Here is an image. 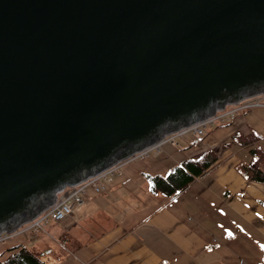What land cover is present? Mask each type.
<instances>
[{"label":"water","instance_id":"1","mask_svg":"<svg viewBox=\"0 0 264 264\" xmlns=\"http://www.w3.org/2000/svg\"><path fill=\"white\" fill-rule=\"evenodd\" d=\"M264 93V0H0V232Z\"/></svg>","mask_w":264,"mask_h":264},{"label":"crops","instance_id":"2","mask_svg":"<svg viewBox=\"0 0 264 264\" xmlns=\"http://www.w3.org/2000/svg\"><path fill=\"white\" fill-rule=\"evenodd\" d=\"M199 140L182 143L173 165L206 150L217 160L175 197L145 190L141 199L135 179L151 173L133 162L104 182L102 194L88 189L63 221L21 233L7 248L22 245L45 264H264V184L240 171L252 150L264 155V110L239 114ZM159 155L155 167L169 170L172 162Z\"/></svg>","mask_w":264,"mask_h":264},{"label":"built area","instance_id":"3","mask_svg":"<svg viewBox=\"0 0 264 264\" xmlns=\"http://www.w3.org/2000/svg\"><path fill=\"white\" fill-rule=\"evenodd\" d=\"M254 109L264 110V93L249 96L234 105H224L222 109L214 111L212 115L206 117L204 120L194 122L179 131L169 134L170 136L167 142H172L173 139L188 134L202 137L205 135L207 129L222 124L223 122L232 121L237 115ZM163 138L164 136L150 147L125 157L89 180L74 187L64 186L61 191L55 193V200L48 207L43 209L32 221L25 222L19 228L11 232H0V244L21 233L36 234L43 232L48 225L63 221L66 217L70 216L74 208L81 203L80 198L88 189H91L95 194L103 193L105 191L104 182L109 176H112L115 171L125 165L126 161L144 159L151 153H159L165 144ZM62 193H65L64 196L59 198L58 195Z\"/></svg>","mask_w":264,"mask_h":264},{"label":"trees","instance_id":"4","mask_svg":"<svg viewBox=\"0 0 264 264\" xmlns=\"http://www.w3.org/2000/svg\"><path fill=\"white\" fill-rule=\"evenodd\" d=\"M248 140L246 143H252ZM252 160L247 165L240 167L243 177L252 182L264 184V155L252 150ZM217 156L214 151L206 150L193 158L181 160L179 164L172 165L166 174H145L148 183V191L151 195H162L173 198L184 191L197 177L202 176L216 162ZM0 264H45L38 256L28 248L15 245L5 249L0 254Z\"/></svg>","mask_w":264,"mask_h":264},{"label":"rangeland","instance_id":"5","mask_svg":"<svg viewBox=\"0 0 264 264\" xmlns=\"http://www.w3.org/2000/svg\"><path fill=\"white\" fill-rule=\"evenodd\" d=\"M169 136L170 135L164 136L163 139H164L166 145H164L161 148L160 152L157 153V154H160L158 156L160 159H168V160H170L172 162L170 166L173 165L174 156H177L178 158L181 157L179 155V153H180V150H181L180 147H181L182 143H184V142L186 143V145H184V148H187L188 144L199 145V143H200V140L199 139L205 137V136H203V137H195L193 135H189L188 134L186 136L184 135L181 138L173 139L172 142H167ZM195 139H197V142L194 141ZM157 154L156 153H153V154L151 153L147 158H144V159H141V160L140 159H135V160H132V161L131 160H128V161H126V164L124 163L125 165H123L117 171H115L112 176L116 177L117 176V173L121 172L122 170L127 169L131 165V163L133 164V162H134L135 165H138L137 171H143L146 167H148L149 168V171L148 172H150L151 174H162V175L163 174H166L168 172V169H167L166 166L164 168L162 167V169H159V168L155 167V165H161L162 162H163V161H159L157 159V157H156ZM127 162H129V163H127ZM141 176H137L136 177V179H135L136 187L135 188H138V189L140 188L139 196H140L141 199H143V197L145 195L143 191H145V190L148 191V183ZM110 177L111 176H109V178ZM148 195H149V197H151V195L149 194V191H148ZM45 230L43 232H40V233H44ZM12 238H10L6 242L0 244V254L11 244L12 241H10V240Z\"/></svg>","mask_w":264,"mask_h":264}]
</instances>
